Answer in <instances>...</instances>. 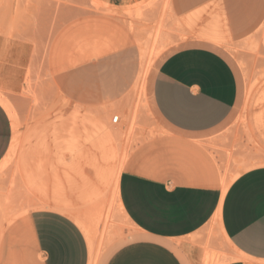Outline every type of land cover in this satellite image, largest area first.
Segmentation results:
<instances>
[{"label": "rangeland", "instance_id": "374dc122", "mask_svg": "<svg viewBox=\"0 0 264 264\" xmlns=\"http://www.w3.org/2000/svg\"><path fill=\"white\" fill-rule=\"evenodd\" d=\"M221 3L182 15L176 0H140L120 14L97 0H0V96L13 113L0 162V240L17 236L32 256L28 217L40 209L76 215L91 231L94 264L133 237L113 175L136 132L156 130L148 84L187 44L215 48L237 76L238 103L222 134L229 163L236 172L264 166V25L233 39ZM100 17L118 19L106 26Z\"/></svg>", "mask_w": 264, "mask_h": 264}, {"label": "crops", "instance_id": "0c3cea01", "mask_svg": "<svg viewBox=\"0 0 264 264\" xmlns=\"http://www.w3.org/2000/svg\"><path fill=\"white\" fill-rule=\"evenodd\" d=\"M97 1L120 14L140 0ZM216 1L176 3L179 14L188 15ZM220 1L233 39L264 25V0ZM83 19L65 18L68 24ZM117 19L100 17V25ZM147 96L156 130L136 132L116 184L120 213L134 235L104 264H211L208 255L239 256L222 264H264V166L236 172L222 141L239 98L228 60L202 42L181 46L159 65ZM11 140L12 124L0 106V162ZM28 227L32 256L26 258L17 236L5 235L0 264H89L90 249L70 216L34 210ZM220 240L228 248L222 249Z\"/></svg>", "mask_w": 264, "mask_h": 264}, {"label": "bare ground", "instance_id": "6f19581e", "mask_svg": "<svg viewBox=\"0 0 264 264\" xmlns=\"http://www.w3.org/2000/svg\"><path fill=\"white\" fill-rule=\"evenodd\" d=\"M13 1V0H12ZM169 7V6H168ZM168 10V9H167ZM148 55V54H147ZM147 56H145V58H146ZM147 59V58H146ZM146 61V60H145ZM139 83V82H138ZM137 86H138V84H137ZM137 88V87H136ZM1 94V93H0ZM0 106H2V108L6 111V113L8 114V116H9V118L11 117H13V113H12V110L10 109V107L8 106V104L6 103V101L4 100V98L3 97H1L0 96ZM76 117V116H75ZM72 118H73V116H72ZM77 118H78V116H77ZM99 150H101V149H99ZM95 151V150H94ZM88 152V151H87ZM89 154V153H88ZM99 154H100V152H99ZM108 155V154H107ZM89 156V155H88ZM92 157H93V154L91 155ZM119 156V155H118ZM114 157V156H113ZM89 158V157H88ZM87 158V159H88ZM92 159V158H91ZM89 161V160H88ZM94 161V160H93ZM111 161V160H110ZM84 162V161H83ZM107 162H109V161H107ZM92 164H93V162H92ZM88 165H90V164H88ZM108 164H106V166H107ZM84 166H87V165H84ZM98 166V165H97ZM99 166H100V164H99ZM105 166V165H104ZM92 167V166H91ZM83 168V167H82ZM93 168V167H92ZM95 169V168H94ZM103 169V168H102ZM93 170V169H92ZM82 172V171H81ZM99 172V171H98ZM102 172V171H101ZM102 174V173H101ZM84 176H86V175H84ZM118 176H119V173L118 174H116V173H114V175H113V180L115 181L114 182V200L117 202V204H118V199H117V189H116V184H117V179H118ZM238 177V176H237ZM86 179V178H85ZM95 179V178H94ZM98 179V178H97ZM101 179V178H100ZM103 181V179H101V182ZM91 182V181H90ZM96 182V181H95ZM104 183V182H103ZM93 184V183H92ZM81 185V184H80ZM103 185V184H102ZM87 187V186H86ZM98 187V186H97ZM96 188V187H95ZM100 188H102V186H100ZM226 188H227V186H224L223 187V193L226 191ZM82 189V188H81ZM80 189V190H81ZM103 189V188H102ZM98 190V189H97ZM101 192V191H100ZM87 193H88V191H87ZM102 193H103V191H102ZM105 193V192H104ZM95 194V193H94ZM97 194H99V193H97ZM105 195V194H104ZM87 200V199H86ZM104 200V199H103ZM76 201V200H75ZM92 203H94V200L92 199ZM98 201V200H97ZM83 202V201H82ZM99 202V201H98ZM86 204V203H85ZM84 204V205H85ZM95 204V203H94ZM87 205V204H86ZM82 206V205H81ZM105 206V205H104ZM118 206H119V204H118ZM120 209V208H119ZM83 211V210H82ZM73 213V212H72ZM74 214H76V213H74ZM80 214V213H79ZM78 214V215H79ZM81 214H82V212H81ZM77 215V216H78ZM84 215V214H83ZM75 217H76V215H75ZM75 217H73V215H72V219L74 220V223L78 226V228L82 231V233H83V236L85 237V239H86V242H87V244H88V247H89V249H90V260H89V264H94V262H95V248H94V240H93V237H92V234H91V231L81 222V221H79V220H77ZM79 217V216H78ZM82 217V216H81ZM84 219V218H83ZM94 219V218H93ZM219 219V217H218V214H216L215 215V217H214V221L215 220H218ZM101 221V220H100ZM85 222V221H84ZM99 222V221H98ZM103 222V221H102ZM107 222V221H106ZM87 224V223H86ZM101 224V223H100ZM98 232V231H97ZM97 237V236H96ZM226 244V243H225ZM230 245V244H229ZM49 252V251H48ZM235 254H236V252H235ZM51 258V257H50ZM239 258V256H237V255H234V256H231V257H222V258H220L219 256H215V255H208L207 257H206V263L208 262V263H211V264H222V263H225V262H228V261H232V260H237ZM60 260V259H59Z\"/></svg>", "mask_w": 264, "mask_h": 264}, {"label": "built area", "instance_id": "2783aa9c", "mask_svg": "<svg viewBox=\"0 0 264 264\" xmlns=\"http://www.w3.org/2000/svg\"><path fill=\"white\" fill-rule=\"evenodd\" d=\"M118 120H119V118L117 117V116H114L113 118H112V123H117L118 122Z\"/></svg>", "mask_w": 264, "mask_h": 264}]
</instances>
